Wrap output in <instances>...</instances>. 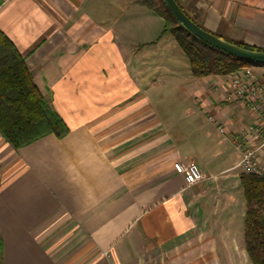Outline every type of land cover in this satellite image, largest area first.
I'll list each match as a JSON object with an SVG mask.
<instances>
[{
	"label": "crops",
	"instance_id": "crops-1",
	"mask_svg": "<svg viewBox=\"0 0 264 264\" xmlns=\"http://www.w3.org/2000/svg\"><path fill=\"white\" fill-rule=\"evenodd\" d=\"M178 2L207 31L264 48V0ZM161 23L141 0H0V30L67 127L18 149L0 135V264L251 263L237 163L259 140L246 132L257 113L228 75L160 61L147 72L170 85L151 88L176 94L161 116L139 65L161 51ZM177 161L203 179L187 184ZM257 161L264 173V149Z\"/></svg>",
	"mask_w": 264,
	"mask_h": 264
},
{
	"label": "trees",
	"instance_id": "trees-1",
	"mask_svg": "<svg viewBox=\"0 0 264 264\" xmlns=\"http://www.w3.org/2000/svg\"><path fill=\"white\" fill-rule=\"evenodd\" d=\"M175 1L194 23L205 29L196 16L188 14L178 0ZM141 3L162 19L161 35L166 32L171 35L185 54L193 77L231 75L242 68L261 65L239 59L200 40L175 20L163 0H141ZM223 39L243 48L264 51L262 47ZM66 131L63 120L34 84L24 57L0 30V135L18 149L46 134L61 137ZM238 179L245 203V249L251 264H264V173L241 171Z\"/></svg>",
	"mask_w": 264,
	"mask_h": 264
},
{
	"label": "built area",
	"instance_id": "built-area-1",
	"mask_svg": "<svg viewBox=\"0 0 264 264\" xmlns=\"http://www.w3.org/2000/svg\"><path fill=\"white\" fill-rule=\"evenodd\" d=\"M228 76V85L233 96L250 103L251 108L257 113L255 124L248 127L246 132L253 133L254 137L259 138L258 142L241 150V146L236 140L237 136L233 137L236 145L241 150V157L237 166L241 167L243 171L260 174L257 153L264 149V75L260 79H256L252 67H245L236 74ZM218 129L221 133H224L222 127ZM173 169L177 174L183 176L184 181L189 185L197 183L204 177L193 161L186 163L174 162Z\"/></svg>",
	"mask_w": 264,
	"mask_h": 264
},
{
	"label": "rangeland",
	"instance_id": "rangeland-1",
	"mask_svg": "<svg viewBox=\"0 0 264 264\" xmlns=\"http://www.w3.org/2000/svg\"><path fill=\"white\" fill-rule=\"evenodd\" d=\"M161 31H162V25H160L157 29L158 35L161 34ZM159 38H160V35H159ZM157 46L162 48V49H161V51H159V53L157 52V55L154 59L145 58L144 60L139 61L140 69H141V67H143L145 70V73L142 76H140V85L143 88H147L148 93H150V94L153 93V95L150 97V99L156 101L155 108L159 111V114L162 116L163 113H162V104L161 103H163V102L165 103V101H168L167 99H169L170 101H173V99H171V98L176 97V94L173 93L172 91H168V93L166 94V89H164V90H161V89L160 90H153L151 88V85H170V84L168 83V81L161 82L165 78V74H164V71L162 69H159V71H157L156 73H153V71L150 70V73H148L147 72V65H149L150 69H151L153 67V65L159 66L158 63L160 61H162L163 63H165L171 67H175L176 72H178L182 76H184L186 73H188V75H191V74L189 71V63H188V60H187L185 54L182 52L180 47L173 40V38L171 37V35L168 32L163 34V36L161 37V40L158 41ZM147 49L149 50V53L151 52V50H154V48H150V47L145 48L143 50L141 49L142 53L140 54V56H142V54H144L143 51H146ZM143 61L145 64L143 66H141L143 64ZM152 80H155L156 83H152ZM158 92H160V94ZM155 94H157V95L159 94L161 97H163V101H160V99L157 98V96ZM164 94H166V96ZM166 97H168V98L166 99ZM166 108H167V106H164V109H166ZM175 109L176 108H173L174 115L175 114L178 115V112H176ZM171 113H173V112H171ZM177 115H175V117H177ZM198 123L202 124V127L208 128L209 130H211V128H212L206 122L205 118H203L202 122H198ZM179 124H183V122H180ZM188 124L190 125L191 123H188ZM192 124H194V123H192ZM191 127H192V125H191ZM191 127L189 129H191ZM212 129H214V128H212ZM242 226H243V224H242ZM246 264H251V263L247 262Z\"/></svg>",
	"mask_w": 264,
	"mask_h": 264
},
{
	"label": "water",
	"instance_id": "water-1",
	"mask_svg": "<svg viewBox=\"0 0 264 264\" xmlns=\"http://www.w3.org/2000/svg\"><path fill=\"white\" fill-rule=\"evenodd\" d=\"M163 2L175 20L200 40L215 48L234 55L239 59L252 61L257 64H264V51L243 48L229 42L212 32L199 27L182 11L175 0H163Z\"/></svg>",
	"mask_w": 264,
	"mask_h": 264
}]
</instances>
